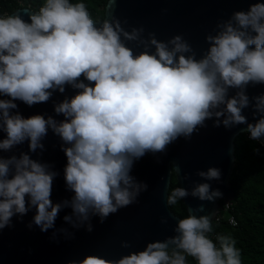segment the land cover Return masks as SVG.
<instances>
[{
    "label": "clouds",
    "instance_id": "clouds-1",
    "mask_svg": "<svg viewBox=\"0 0 264 264\" xmlns=\"http://www.w3.org/2000/svg\"><path fill=\"white\" fill-rule=\"evenodd\" d=\"M26 14L27 20L20 13L0 15V230L30 209L41 231L54 226L62 207L71 209L64 220L74 227L90 214L103 222L147 188L131 175L134 162L165 152L180 136L190 138L206 119L226 128L244 124L250 140L264 139V92L251 99L247 94L249 85H264V0L218 25L199 58L186 55L190 45L179 35L168 42L171 48L152 38L155 52L134 54L121 34L133 40L136 30L126 32L107 19L97 26L83 0H44ZM66 86L76 91L54 105L63 119L25 117L18 110L16 101L47 102ZM249 107L254 122L243 113ZM49 128L63 142L64 180L72 192L71 199L55 203L57 172L29 155L44 148ZM25 142L29 152L3 155ZM198 175L208 181L221 173L209 167ZM188 195L183 187L172 188L167 203L175 206ZM191 195L212 201L222 193L203 182ZM175 233L117 260L89 254L68 264H189L188 257L196 264H242L231 234L212 238L209 215L180 218Z\"/></svg>",
    "mask_w": 264,
    "mask_h": 264
},
{
    "label": "water",
    "instance_id": "water-1",
    "mask_svg": "<svg viewBox=\"0 0 264 264\" xmlns=\"http://www.w3.org/2000/svg\"><path fill=\"white\" fill-rule=\"evenodd\" d=\"M252 2L254 0H105L103 15L94 22L101 26L105 19L118 21L126 32L136 30L137 37L133 40L121 34V39L134 54L155 52L152 38L168 43L179 35L190 45L191 52L186 55L194 53L199 58L208 48L206 37L215 35L219 31L218 25L228 21L235 11L246 10ZM35 11L28 6H18L7 13H20L27 20L26 12ZM168 46L172 47L170 43ZM75 91L71 86H66L64 93L53 92L47 102L32 106L20 101L16 103L25 117L42 114L61 120L63 116L55 113L54 105L74 95ZM234 91L230 90V95ZM262 92L264 85H249L247 88L250 99ZM243 113L249 122H254L252 107L244 109ZM214 120L206 119L205 126H199L190 138L178 137L167 146L165 152L147 153L135 161L131 175L137 182L146 184L147 188L140 191L135 202L109 214L103 222L98 215L90 214L88 221L74 227L64 220L65 215L72 214L71 209L62 207L54 226L41 231L33 223L34 209L22 217L13 216L11 226L0 230V264H68L89 254L117 260L130 252L143 250L150 241L165 240L175 235L180 217L169 209L166 202L170 172L174 174L177 186L189 192L181 200L186 215H209L214 219L221 204L233 199L232 186L228 181L234 161L233 138L237 133L245 132L246 128L244 124L230 128L222 123L215 126ZM258 142L264 145V139ZM42 143L44 148L37 149L36 153L29 152L28 143L25 142L3 155L29 152L33 159L49 164L57 172L53 180V202L71 199L72 192L67 189L64 180L67 158L61 147L63 142L49 128ZM209 167L220 170L219 179L206 181L198 175L199 171H207ZM203 182L209 183L211 190H219L222 195L212 201L192 196V189ZM89 223L91 231L87 229Z\"/></svg>",
    "mask_w": 264,
    "mask_h": 264
},
{
    "label": "trees",
    "instance_id": "trees-1",
    "mask_svg": "<svg viewBox=\"0 0 264 264\" xmlns=\"http://www.w3.org/2000/svg\"><path fill=\"white\" fill-rule=\"evenodd\" d=\"M44 0H0V15L18 6H28L38 11ZM75 2V0H74ZM93 19L103 15L105 0H83ZM233 166L228 176L232 186L233 199L230 212L235 224L230 225L225 218L212 219L215 240L217 234H231L236 247L241 251L242 264H264V145L249 139L246 132L237 133L233 138ZM170 182V183H169ZM178 187L174 174L170 172L167 195ZM168 205V203H167ZM169 209L180 218L186 216L181 200ZM189 264H196L188 257Z\"/></svg>",
    "mask_w": 264,
    "mask_h": 264
},
{
    "label": "built area",
    "instance_id": "built-area-1",
    "mask_svg": "<svg viewBox=\"0 0 264 264\" xmlns=\"http://www.w3.org/2000/svg\"><path fill=\"white\" fill-rule=\"evenodd\" d=\"M221 210H226V211H227V213H226L225 216H221V215H220V211H221ZM219 217H223V218H225V220H226L230 225H234V224H235V223H234V224L232 223V221H235V217H234L233 213L230 212V201L223 202V203L221 204V208H220L219 212L216 214V216H215L214 219H217V218H219ZM235 222H236V221H235Z\"/></svg>",
    "mask_w": 264,
    "mask_h": 264
},
{
    "label": "rangeland",
    "instance_id": "rangeland-1",
    "mask_svg": "<svg viewBox=\"0 0 264 264\" xmlns=\"http://www.w3.org/2000/svg\"><path fill=\"white\" fill-rule=\"evenodd\" d=\"M226 213H227V211H226V210H221V211H220V215H221V216H225V215H226Z\"/></svg>",
    "mask_w": 264,
    "mask_h": 264
}]
</instances>
